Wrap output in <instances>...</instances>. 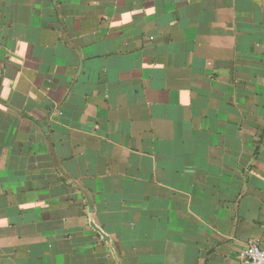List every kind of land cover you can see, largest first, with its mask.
<instances>
[{"label":"crops","instance_id":"crops-1","mask_svg":"<svg viewBox=\"0 0 264 264\" xmlns=\"http://www.w3.org/2000/svg\"><path fill=\"white\" fill-rule=\"evenodd\" d=\"M264 249V0H0V264H240Z\"/></svg>","mask_w":264,"mask_h":264},{"label":"built area","instance_id":"built-area-1","mask_svg":"<svg viewBox=\"0 0 264 264\" xmlns=\"http://www.w3.org/2000/svg\"><path fill=\"white\" fill-rule=\"evenodd\" d=\"M240 264H264V249L256 240H251L240 253Z\"/></svg>","mask_w":264,"mask_h":264}]
</instances>
